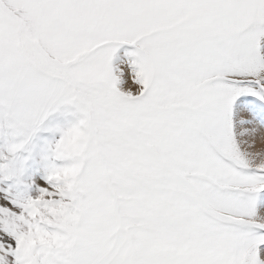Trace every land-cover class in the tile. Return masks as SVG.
Here are the masks:
<instances>
[{"label":"snow or ice","instance_id":"6c2138e0","mask_svg":"<svg viewBox=\"0 0 264 264\" xmlns=\"http://www.w3.org/2000/svg\"><path fill=\"white\" fill-rule=\"evenodd\" d=\"M0 264H264V0H0Z\"/></svg>","mask_w":264,"mask_h":264}]
</instances>
